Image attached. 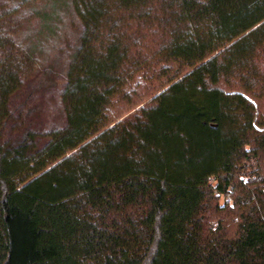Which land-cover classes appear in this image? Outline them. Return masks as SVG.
<instances>
[{
    "label": "trees",
    "instance_id": "16d2710c",
    "mask_svg": "<svg viewBox=\"0 0 264 264\" xmlns=\"http://www.w3.org/2000/svg\"><path fill=\"white\" fill-rule=\"evenodd\" d=\"M0 264H264V0H0Z\"/></svg>",
    "mask_w": 264,
    "mask_h": 264
},
{
    "label": "rangeland",
    "instance_id": "374dc122",
    "mask_svg": "<svg viewBox=\"0 0 264 264\" xmlns=\"http://www.w3.org/2000/svg\"><path fill=\"white\" fill-rule=\"evenodd\" d=\"M63 19L57 37L51 40L45 48L41 60L42 65L50 70L51 77L56 80L55 84L50 83L39 90H35V95L31 97L27 105L28 108L32 109V116L37 125L45 131L65 124V117L60 109L59 93L63 86L65 55L69 49L76 45L78 24L77 19L71 14H63ZM146 102L147 100L143 104ZM135 110L136 108L126 110L116 120L123 119ZM211 183L216 184L214 180ZM216 202H219L220 206H226L227 204L232 206L233 198L230 194H224L219 197V200L217 198Z\"/></svg>",
    "mask_w": 264,
    "mask_h": 264
}]
</instances>
